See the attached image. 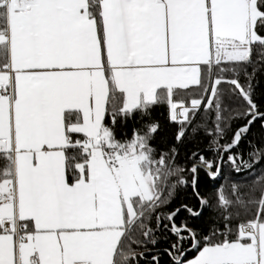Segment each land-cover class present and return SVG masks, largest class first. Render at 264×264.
<instances>
[{
	"label": "snow or ice",
	"instance_id": "snow-or-ice-1",
	"mask_svg": "<svg viewBox=\"0 0 264 264\" xmlns=\"http://www.w3.org/2000/svg\"><path fill=\"white\" fill-rule=\"evenodd\" d=\"M259 63L264 0H0V264H161L162 251L170 264H264V144L233 151L264 121ZM159 103L173 122L183 110L177 144L203 108L192 135L211 137V158L157 155V122L123 141L105 123ZM227 165L244 178L201 196L200 170L216 180ZM189 187L198 209L160 211ZM204 209L207 233L176 223ZM162 230L176 239L161 250Z\"/></svg>",
	"mask_w": 264,
	"mask_h": 264
},
{
	"label": "trees",
	"instance_id": "trees-1",
	"mask_svg": "<svg viewBox=\"0 0 264 264\" xmlns=\"http://www.w3.org/2000/svg\"><path fill=\"white\" fill-rule=\"evenodd\" d=\"M257 71L255 77L252 80V85L254 89L253 99L258 106V109L264 112V63H259L255 65ZM248 71L252 72V67H248ZM243 80V77H241ZM225 88L228 85H224ZM241 109L246 108L247 105L241 102ZM204 115L203 108L196 114L195 119L192 122V125L187 126L188 131L186 136L181 144H177L176 134L180 130V119H177L176 122L171 121L170 119V107L167 103H159L155 106H152L150 109V115L142 116L139 111H136L135 114L128 119H123L120 116H117L116 122L113 125L111 113L107 114L105 117V123L110 127H113L116 138L118 140L131 139L133 137V130L137 129L144 131V125L157 122L159 124V129L155 133L154 139H152L151 144L157 149V155L161 150H167L171 146L176 145L179 148V156L177 157V163L184 164L188 161V156L194 152L202 153L205 157L211 158L213 153L208 151V145L211 137L205 134L204 129H199L195 135H192V128L197 124L203 123L202 117ZM247 123V119H239L232 122L231 129L227 131L225 140H222L221 143H226L231 141L233 134L237 128L241 125ZM264 121L256 120L252 124L248 135L242 140L239 149H234L233 151H243L245 153V158L247 159L246 153L249 151L248 141H252L257 145L264 144V127H262ZM207 126L212 128L213 125L211 121L207 122ZM77 138H80L78 135ZM188 179H191V175L186 173ZM245 174H237L231 171V165H227L223 169V174L220 179L213 180L211 176L203 169L200 170L199 180L197 184L198 191L201 196L209 197L213 202L215 201V192L219 185H221L225 177L228 178V182L232 181H241L244 178ZM181 204L188 205L189 208L198 209L199 201L196 198V195L193 194L192 189L189 187L187 189H182L179 191L176 199L172 201L166 208L161 209L160 211L171 212L173 209L179 207ZM258 211L256 208H253L249 215L254 214ZM214 215L208 209H204L202 215L199 217L190 216L189 213L185 210H181L176 217V223L179 224L181 220H187L189 227L200 229L203 233L209 231V225L211 224L210 217ZM153 226H155V218L152 220ZM163 235L168 237L167 240H161L157 245L161 250L167 248L169 244L176 239L170 232H164ZM142 239V237H141ZM135 247V246H134ZM149 248H152L149 245ZM137 251H145L143 248H137ZM155 249H152L154 252ZM152 252L147 253L148 259H151ZM197 254L196 251H189L187 253V258L191 259ZM161 264H170L169 257L163 251L161 252ZM140 264H147L146 260H141Z\"/></svg>",
	"mask_w": 264,
	"mask_h": 264
},
{
	"label": "rangeland",
	"instance_id": "rangeland-1",
	"mask_svg": "<svg viewBox=\"0 0 264 264\" xmlns=\"http://www.w3.org/2000/svg\"><path fill=\"white\" fill-rule=\"evenodd\" d=\"M183 110L182 109H177V119H182V116L180 115V113L182 112Z\"/></svg>",
	"mask_w": 264,
	"mask_h": 264
},
{
	"label": "crops",
	"instance_id": "crops-1",
	"mask_svg": "<svg viewBox=\"0 0 264 264\" xmlns=\"http://www.w3.org/2000/svg\"><path fill=\"white\" fill-rule=\"evenodd\" d=\"M193 257H194V256H193ZM193 257H192V258H193Z\"/></svg>",
	"mask_w": 264,
	"mask_h": 264
}]
</instances>
